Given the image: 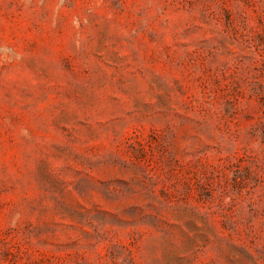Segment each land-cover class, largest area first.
Instances as JSON below:
<instances>
[{"label": "rangeland", "instance_id": "1", "mask_svg": "<svg viewBox=\"0 0 264 264\" xmlns=\"http://www.w3.org/2000/svg\"><path fill=\"white\" fill-rule=\"evenodd\" d=\"M0 264H264V0H0Z\"/></svg>", "mask_w": 264, "mask_h": 264}]
</instances>
